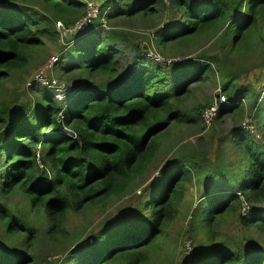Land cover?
I'll use <instances>...</instances> for the list:
<instances>
[{"label":"trees","instance_id":"16d2710c","mask_svg":"<svg viewBox=\"0 0 264 264\" xmlns=\"http://www.w3.org/2000/svg\"><path fill=\"white\" fill-rule=\"evenodd\" d=\"M124 1L125 12L142 19L155 17L160 1L167 6L165 0ZM37 2L45 10L30 5ZM170 8L179 21L157 31L160 48L186 50L207 39L220 43L216 64L227 102L220 105L219 117L241 115L246 100L256 107L259 97L230 59L256 48L264 52V0H174ZM87 13L84 0H0V88L27 68L47 40L61 35L57 22L70 29ZM93 25L87 33L71 36H81L82 43L70 49L71 62L63 68V78L71 83L61 103L54 88L37 84L28 99L18 95L0 102V159L8 151L6 171L0 172V264H32L30 249L41 229L53 240L67 237L72 210L126 193L162 149L172 127L193 123L176 103H186L191 84H204L209 81L205 73L216 72L198 59L163 66L137 46L125 70L120 37L100 28L91 31ZM205 107L194 109L200 122ZM254 115L257 121L252 123L258 122L264 132V98ZM237 128L235 145L240 144L247 167L242 181L227 176L221 163L208 168L200 182L205 187L195 213L200 215L192 220L193 241L200 236L199 241L184 255L187 260L163 264H264V146L242 124ZM184 160L169 163L159 181L151 183L149 201L132 215L124 232L113 233L112 221L91 244L89 255L80 253L73 264H159L157 252L164 250L167 227L180 215L192 177L182 166ZM238 212L241 225L252 233L249 239L220 232L225 219Z\"/></svg>","mask_w":264,"mask_h":264},{"label":"rangeland","instance_id":"374dc122","mask_svg":"<svg viewBox=\"0 0 264 264\" xmlns=\"http://www.w3.org/2000/svg\"><path fill=\"white\" fill-rule=\"evenodd\" d=\"M84 1L88 4L90 13L93 15L88 19V21L90 20L88 24H94L91 31H98L97 29L100 28V30L113 32L120 37L118 44L122 53L119 59L125 70L129 69L130 62L135 57L134 47L137 46L142 51L148 52V56L155 63L163 66L164 63L198 59L213 65L216 72H206L209 81L204 84L192 83V93L186 103H176L182 113H188L194 118L193 123L172 127V132L162 149L133 182L131 188L123 195L113 196L104 203L88 204L89 207L72 210L67 217L66 228L69 233L67 237L53 240L44 229H41L38 239L30 249L33 257L32 264H73V260L79 261L80 253L87 257L89 255L87 250L92 247L91 244L97 242L96 237L100 232L110 229L109 225L112 221L111 226L115 227L112 228L113 233L124 232L125 227L133 220L132 215L136 212L139 213L149 201L151 183L159 181L162 171L168 167L169 163L175 159H186L182 161V166L188 170L192 177L184 188L185 198L180 206V215L176 221L168 225L162 242L164 250L162 253L161 251L157 252L161 257L156 260L159 261V264H163L168 259H174L179 263L186 259L184 255L190 252L192 245L200 238L197 236L193 241L196 231L192 220L194 221L200 215L195 214L201 206L202 197L205 196V187L201 186L200 182L205 177L208 168L221 163L226 168L224 173L227 176L236 177L238 182L242 181V171L247 167L240 158L241 146L240 144L235 145L234 141L237 126L242 124L247 130H250L255 141L264 146V132L260 130L258 122L252 123L257 121L254 112L264 98V52L262 49L256 48L255 51L248 52L243 58L232 57L230 59L232 61L230 64H235L238 71L243 74L242 81L251 85V91L257 98L259 97L256 107L253 108L254 104L246 100V106L240 110L241 115L231 114L221 118L218 111L213 119L209 120L204 117L203 112L204 122H200L194 109L199 104L206 105L205 108H208L216 99L219 100L222 96H226L221 90V78L216 64V57L222 54L220 43L215 42L216 39H207L186 50L171 51L160 48L155 42L157 31L169 21H179V17H177L179 15L170 8L174 0H165L167 6L160 1L156 16L150 19L128 15L129 13L124 10L127 9L124 4L128 5V3L124 0H109L111 3L105 8L103 5L107 0ZM30 5L45 10L40 2ZM116 15L117 17H115ZM81 22L82 20L70 29H63L60 24H57V29L60 27L61 35L56 40H47L41 51L34 52L27 68L19 72L14 80L7 81L0 88V102L4 99L14 100L18 95L28 99L29 96H32L30 89L37 84L54 88L58 94L57 102L61 103L60 100L65 98L70 91L68 87L70 81L63 78V75L66 74L63 68L66 61L71 62L69 58L73 52H69L70 49L82 43V41L79 43L81 36L74 40L71 36L87 33L88 25L83 27V23L80 25ZM54 57H57V62L51 66L49 62ZM5 143L7 144L8 140ZM5 151L3 150L0 159V172L6 171L4 161L7 159L8 151ZM38 152L41 155L42 151ZM235 173L237 176L233 175ZM220 232L227 238L239 236L249 239L252 235L241 225L239 212L225 219L221 224ZM79 244L80 246L76 249L75 247Z\"/></svg>","mask_w":264,"mask_h":264},{"label":"built area","instance_id":"2783aa9c","mask_svg":"<svg viewBox=\"0 0 264 264\" xmlns=\"http://www.w3.org/2000/svg\"><path fill=\"white\" fill-rule=\"evenodd\" d=\"M87 7H88V13H87V15L84 17V18H82L81 20H82V22L80 23V25L82 24L83 25V27H86L87 25H89L88 24V22L90 21H88V19H89V17L90 16H93L92 15V13H90V9H89V6H88V4H87ZM80 20V21H81ZM79 21V22H80ZM78 22V23H79ZM57 24H60V26L64 29V26H63V24H62V22H58ZM78 27V26H77ZM59 29H60V27H59ZM57 62V57H54V58H52L51 60H50V65L52 66V65H55V63ZM227 102V98H226V96H222L221 97V99H216V101L215 102H213L212 103V105L210 106V107H208V108H206L205 109V111H204V117L205 118H208L209 120H212L213 119V117L216 115V113L219 111V108H220V105L222 104V103H226ZM66 130H69V129H66ZM69 132H70V130H69ZM71 135H73L72 133H71ZM74 136V135H73ZM243 206H244V209H247L248 208V204L246 203V202H244L243 203Z\"/></svg>","mask_w":264,"mask_h":264}]
</instances>
